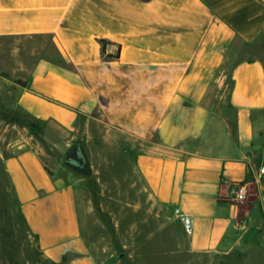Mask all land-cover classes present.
<instances>
[{"label": "crops", "instance_id": "0c3cea01", "mask_svg": "<svg viewBox=\"0 0 264 264\" xmlns=\"http://www.w3.org/2000/svg\"><path fill=\"white\" fill-rule=\"evenodd\" d=\"M12 38H47L56 52L38 59L19 106L84 148L101 129L102 148L118 149L175 219L169 254L248 263L249 248L264 258L253 203L228 197L248 183L264 207V0H0V39ZM237 43L256 53L236 62L228 109L216 111L205 100L211 75ZM11 151L7 170L44 255L98 264L82 226L84 179L48 165L31 136Z\"/></svg>", "mask_w": 264, "mask_h": 264}, {"label": "rangeland", "instance_id": "374dc122", "mask_svg": "<svg viewBox=\"0 0 264 264\" xmlns=\"http://www.w3.org/2000/svg\"><path fill=\"white\" fill-rule=\"evenodd\" d=\"M262 49L264 45L258 51ZM225 50L224 62L212 72L205 99L216 111L228 109L236 62L256 53L239 43L228 44ZM48 52L56 54L47 38L0 39V264H60L42 252L25 221L8 175L6 163L12 156L11 144L29 136L48 165L65 168L67 175L72 172L84 179L82 226L89 252L98 264H224L209 255L194 259L195 256L182 251L169 254V250L177 249L179 233L175 219L167 208L149 199L143 181L118 149L102 148L101 129L96 128L94 134L100 143L97 147L86 144L84 148L80 144L87 165L79 169L66 162L67 153L77 144V136L65 133L53 123L40 125L25 114L18 104L19 93L38 59ZM119 142L111 140V144ZM105 157L113 164L108 165ZM248 202L253 203L257 223L256 228H251L264 233V207L257 200L256 191H252L244 206ZM245 257L248 263L238 258L227 264H264L261 251L254 256L253 250L247 248Z\"/></svg>", "mask_w": 264, "mask_h": 264}, {"label": "built area", "instance_id": "2783aa9c", "mask_svg": "<svg viewBox=\"0 0 264 264\" xmlns=\"http://www.w3.org/2000/svg\"><path fill=\"white\" fill-rule=\"evenodd\" d=\"M261 176H264V165L261 167ZM250 195L248 183H235L229 187V199L237 206H244L248 201ZM242 222L238 224L241 227ZM186 231L190 230V223L188 219L184 220Z\"/></svg>", "mask_w": 264, "mask_h": 264}, {"label": "water", "instance_id": "95a60500", "mask_svg": "<svg viewBox=\"0 0 264 264\" xmlns=\"http://www.w3.org/2000/svg\"><path fill=\"white\" fill-rule=\"evenodd\" d=\"M66 162L76 168L84 169L87 159L80 144H76L66 155Z\"/></svg>", "mask_w": 264, "mask_h": 264}, {"label": "trees", "instance_id": "16d2710c", "mask_svg": "<svg viewBox=\"0 0 264 264\" xmlns=\"http://www.w3.org/2000/svg\"><path fill=\"white\" fill-rule=\"evenodd\" d=\"M101 43L103 44V45H105L106 44V41L105 40H101ZM233 81V80H232ZM20 84H21V82H19ZM233 83V82H232ZM231 87H232V84H231ZM24 111V110H23ZM25 112V111H24ZM25 114L26 115H29L27 112H25ZM29 116H31V115H29ZM32 117V116H31ZM36 122H38L40 125L41 124H43V122L42 121H40V120H38V119H36V118H34V117H32ZM41 128V127H40ZM74 147V146H73ZM71 150V149H70ZM70 165V164H69ZM72 166V165H71ZM72 167H74V166H72ZM51 173V172H50ZM9 175V174H8ZM9 177H10V175H9ZM10 179H11V177H10ZM11 182H12V180H11ZM12 185H13V183H12ZM13 187H14V185H13ZM15 189V188H14ZM20 206H21V204H20ZM25 221H26V219H25Z\"/></svg>", "mask_w": 264, "mask_h": 264}]
</instances>
